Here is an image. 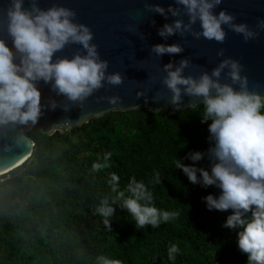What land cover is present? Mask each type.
Wrapping results in <instances>:
<instances>
[{"label": "clouds", "instance_id": "1", "mask_svg": "<svg viewBox=\"0 0 264 264\" xmlns=\"http://www.w3.org/2000/svg\"><path fill=\"white\" fill-rule=\"evenodd\" d=\"M221 3L222 0H174L165 9L145 2L144 9L165 19L168 15L187 16V22L177 18L158 28V35L164 39L188 34L194 39L203 37L223 43L227 27L247 42L264 32V18L258 17L254 28L246 22L237 23L233 13L225 9L215 11ZM3 11L11 44L0 37V126L37 123L45 107L38 87L41 81L80 108L100 88L123 82L120 72L107 71L108 61L100 57L98 46L92 42L93 32L76 20L75 10L55 3L41 8L38 0H7ZM197 23L198 30L193 28ZM68 44L80 47L71 57L55 55ZM182 51L180 43H159L150 48L157 57ZM217 55L223 56L224 49H218ZM189 64L188 58L175 65L172 61L164 64L161 82L171 93L169 104L173 108L182 106L184 96L196 98L195 103L202 105L201 122L210 121L207 149L210 170L195 164L205 155L201 151L186 154L192 164H183L176 157L173 168L181 169L192 184L220 190L218 195L210 193L203 197L206 207L231 210L223 226L237 229V247L246 254V264H264V94L249 89L248 77L242 74L244 66L237 59L225 57L211 72L201 71L195 77L184 74ZM222 73L230 82L221 81ZM141 96L146 98L145 92L138 90L136 97ZM104 99L112 105L121 101V97L113 95L97 97V102ZM47 107L55 109L56 101L49 100ZM70 107L63 106L65 111ZM108 159L109 154H105L103 162H93L92 171L106 168ZM119 179L116 173L109 174L108 184L115 196L111 200L102 197L94 208V214L102 218L109 231L111 218L116 215L113 205L126 210L136 229L156 228L176 216L175 211L158 208L153 202L154 193L149 185L161 184L159 171L153 172L148 183L130 178L123 190ZM178 252L177 244L172 243L167 247L168 259L174 260ZM95 264H122V261L101 254L95 257Z\"/></svg>", "mask_w": 264, "mask_h": 264}, {"label": "trees", "instance_id": "2", "mask_svg": "<svg viewBox=\"0 0 264 264\" xmlns=\"http://www.w3.org/2000/svg\"><path fill=\"white\" fill-rule=\"evenodd\" d=\"M201 110L198 105L158 113L142 107L52 135L26 129L35 143L32 156L0 176V264H95L101 254L122 264H246L237 229L223 226L231 210H209L203 200L220 190L192 184L173 168L176 157L192 164L186 154L201 151L205 155L195 164L210 170V121L201 122ZM105 154L108 166L93 172L92 163L103 162ZM154 171L161 173V184L149 185L153 202L176 216L156 228L136 229L126 210L113 205L109 231L94 214L102 197L115 196L109 174L119 176L123 190L132 177L148 183ZM172 243L179 252L169 260Z\"/></svg>", "mask_w": 264, "mask_h": 264}, {"label": "water", "instance_id": "3", "mask_svg": "<svg viewBox=\"0 0 264 264\" xmlns=\"http://www.w3.org/2000/svg\"><path fill=\"white\" fill-rule=\"evenodd\" d=\"M159 4L167 9L174 0H38L41 8L50 7L52 4L69 7L76 12V20L90 27L93 32V43L102 59L108 61V72H120L123 82L119 85H105L84 102L83 107L67 101L63 96L57 95L49 85L39 82L41 91L42 115L35 125L8 124L0 126V176L21 167L33 154L35 143L24 131L28 128L52 135L56 131L72 130L87 123L92 118H98L113 111H130L146 108L153 112L168 110L184 111L200 104L196 98L183 97L182 106L178 109L169 104L171 93L162 84L165 73L162 66L169 61L173 64L183 58L190 60L189 67L184 70L185 75L198 76L201 71L211 70L225 57L237 59L244 66L243 75L248 77L250 90L264 94V32L258 37L245 42L240 34L225 27L226 37L223 43L207 40L203 37L192 38L185 34L171 35L167 39L158 35V28L174 19H183L187 16L172 17L147 12L144 3ZM7 0H0V37L9 44L11 38L6 31L4 7ZM27 6V5H26ZM225 9L233 13L236 22H246L250 27H255L258 17L264 18V0H222L215 9ZM131 26V30H129ZM198 30L199 25H193ZM180 43L183 51L178 54H163L157 57L150 52L154 44ZM77 44H68L56 56L71 55L79 48ZM223 48L224 55L218 56L217 50ZM222 82H230L221 74ZM144 91L145 96L136 97V92ZM119 96L121 101L112 105L106 99L97 102V97ZM49 100H55L57 107L49 109ZM190 103H193L190 105ZM71 105L69 111L63 106ZM190 105V106H189ZM15 166L13 169H9ZM9 169V170H8Z\"/></svg>", "mask_w": 264, "mask_h": 264}, {"label": "bare ground", "instance_id": "4", "mask_svg": "<svg viewBox=\"0 0 264 264\" xmlns=\"http://www.w3.org/2000/svg\"><path fill=\"white\" fill-rule=\"evenodd\" d=\"M13 168H15V166H13L12 168H9V169L11 170V169H13ZM9 169H8V170H9Z\"/></svg>", "mask_w": 264, "mask_h": 264}]
</instances>
